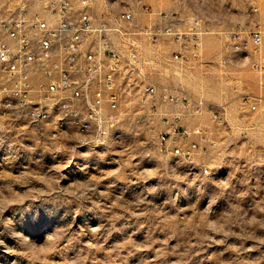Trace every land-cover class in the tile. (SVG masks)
<instances>
[{"label": "rangeland", "instance_id": "rangeland-1", "mask_svg": "<svg viewBox=\"0 0 264 264\" xmlns=\"http://www.w3.org/2000/svg\"><path fill=\"white\" fill-rule=\"evenodd\" d=\"M142 2L197 32L203 63L171 80L221 105L222 118L125 100L93 151L70 125L0 123V264H264V99L249 108L264 88L246 63L220 61L228 32L264 30V0ZM96 3L145 17L137 0ZM163 114L209 127L216 145L183 160L171 152L183 139L160 141Z\"/></svg>", "mask_w": 264, "mask_h": 264}, {"label": "built area", "instance_id": "built-area-1", "mask_svg": "<svg viewBox=\"0 0 264 264\" xmlns=\"http://www.w3.org/2000/svg\"><path fill=\"white\" fill-rule=\"evenodd\" d=\"M137 2L144 20L129 9L101 10L96 0H0V123L39 126L80 113L88 128L70 120L77 147L93 151L108 144L125 100L187 104L191 115L219 121L221 105L171 80L176 69L189 71L203 63L197 32L191 25L181 29L173 12ZM224 40L221 63H246L264 88V30L230 31ZM159 75L166 80H158ZM262 99V94L253 96L249 108L257 110ZM178 118L161 116L169 130L160 141L174 134L185 141L173 145V154L192 161L201 142L216 145L209 127L175 125ZM90 126H98V133H90Z\"/></svg>", "mask_w": 264, "mask_h": 264}, {"label": "bare ground", "instance_id": "bare-ground-1", "mask_svg": "<svg viewBox=\"0 0 264 264\" xmlns=\"http://www.w3.org/2000/svg\"><path fill=\"white\" fill-rule=\"evenodd\" d=\"M70 120H75V126L77 128H88V119L80 118V113H67V116H60V119L58 120L57 124L60 126L70 125L73 128V122H71ZM90 133H98V126H90ZM80 146H86V145H80ZM86 147L90 149V146H86ZM180 157L183 158V156ZM202 171L204 174H208L210 172V171L207 172L203 168Z\"/></svg>", "mask_w": 264, "mask_h": 264}]
</instances>
